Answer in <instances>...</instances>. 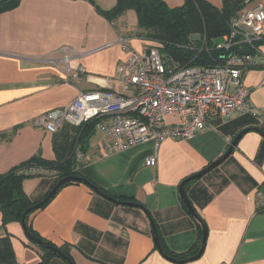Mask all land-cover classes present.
Returning <instances> with one entry per match:
<instances>
[{
    "label": "crops",
    "instance_id": "obj_1",
    "mask_svg": "<svg viewBox=\"0 0 264 264\" xmlns=\"http://www.w3.org/2000/svg\"><path fill=\"white\" fill-rule=\"evenodd\" d=\"M180 7L183 0H164ZM222 8V0H206ZM117 0H20L0 11V174L38 152L54 160L52 138L35 127L40 115L70 104L79 93L112 90L124 94L119 69L130 51L150 45L136 13L128 11L109 22L99 11L111 10ZM264 8V0H255ZM121 39L128 40L130 51ZM222 40V39H221ZM220 40V41H221ZM219 41V42H220ZM63 48L71 50L70 70H84L66 80ZM264 55V45L261 46ZM252 114L214 118L205 130L188 140L166 139L158 147L148 142L99 155L104 135L96 130L87 150L89 161L80 173L108 196L124 197L143 207L115 203L85 184L62 188L48 205L33 214L30 225L43 239L70 249L75 264H264V212L257 193L264 189V68L247 71ZM231 154L219 166L190 181L185 192L207 227L205 250L188 262L168 259L155 246L150 219L167 249L190 252L199 240L198 221L187 212L180 185L218 161L238 134ZM157 156L155 167L147 160ZM57 182L35 177L23 182L32 202L45 198ZM186 206V205H185ZM187 208V207H186ZM150 218V219H149ZM10 236L17 264H40L44 252L28 240L21 223L3 225L0 238ZM48 264H68L53 258Z\"/></svg>",
    "mask_w": 264,
    "mask_h": 264
},
{
    "label": "built area",
    "instance_id": "obj_2",
    "mask_svg": "<svg viewBox=\"0 0 264 264\" xmlns=\"http://www.w3.org/2000/svg\"><path fill=\"white\" fill-rule=\"evenodd\" d=\"M254 1H246L230 21L229 33L214 45L216 50L228 53L222 63L213 67L183 64L162 53L161 43L151 42L141 51H130L128 40L121 39L123 48L131 52L119 69L124 94L112 90L82 92L70 104L40 115L33 124L54 135L64 125L80 127L101 118L96 130L104 140L96 158H102L148 142L158 147L166 139L188 140L205 130L214 118L252 114L255 109L244 77L250 69L264 68L258 45L264 41V8ZM204 47L206 42L201 50ZM60 52V63L66 66L58 71L66 80L84 73L82 69L70 70L71 50L63 48ZM75 153L79 164L89 161L81 146ZM156 164V155L146 162L148 167ZM22 172L36 177L56 176L41 168ZM257 196L264 208V189Z\"/></svg>",
    "mask_w": 264,
    "mask_h": 264
},
{
    "label": "trees",
    "instance_id": "obj_3",
    "mask_svg": "<svg viewBox=\"0 0 264 264\" xmlns=\"http://www.w3.org/2000/svg\"><path fill=\"white\" fill-rule=\"evenodd\" d=\"M183 1L182 6L172 8L164 0H117L116 5L111 10H100L99 13L109 22H115L126 12L134 11L139 28L143 30L140 35L148 41L161 43L163 45L162 53L174 60L181 61L183 64L213 67L222 63V58L228 53L216 50L214 45H217L223 36L229 33L230 21L245 6L247 0H222V8H217L206 0ZM19 2L20 0H0V11L15 8ZM198 35L206 38V48L204 47L202 50L203 42L192 39ZM258 45H264V41L259 42ZM101 121V118L94 119L80 127L64 125L52 138L54 160H47L43 158L41 152H38L29 160L13 167L4 174H0V212L3 215L4 226L11 222L22 223L25 212L44 200L50 193L42 200L32 202L23 190V182L36 176L25 174L22 171L29 168H41L55 172L56 184L67 177L86 179L79 171L81 164L77 162L75 148L81 146L82 151L87 153L90 140L96 134L97 125ZM18 129L15 128V132L12 134L0 133V142L12 139ZM73 184L83 183L79 181L65 183L45 205L26 217L27 232L47 245L58 248L61 252L58 254L51 250L42 249L44 255L40 264H48L53 258H61L68 264H75L68 247L57 246L43 239L29 223L31 216L45 208L62 188ZM99 190L103 192L101 188ZM113 199L117 201L115 203L119 204L130 201L124 197H113ZM182 202L184 204L183 200ZM184 207L187 210L185 205ZM259 211L264 212V208H260ZM197 221L199 240L187 254L177 255L169 251L158 233L162 254L176 262H188L196 256L201 249L203 225L206 227L200 216ZM0 264H17L10 236L0 238Z\"/></svg>",
    "mask_w": 264,
    "mask_h": 264
},
{
    "label": "water",
    "instance_id": "obj_4",
    "mask_svg": "<svg viewBox=\"0 0 264 264\" xmlns=\"http://www.w3.org/2000/svg\"><path fill=\"white\" fill-rule=\"evenodd\" d=\"M241 53H246L249 54L248 51H243ZM247 132L243 131L240 134H238L236 136V138L231 142L230 147L228 148V151L216 162L212 163L211 165H209L205 170L201 171L200 173L187 178L186 180H184L181 185H180V196L182 198V200L184 201V204L186 205L187 209L189 210V212L191 213V215L196 219L199 220V216L197 214V212L195 211V209L193 208V206L191 205L189 199L187 198V194L185 192V186L192 180L198 179L200 177H202L203 175L207 174L208 172H210L211 170H213L214 168H216L217 166H219L226 158H228V156L231 154L233 148L238 144L240 138ZM69 181H79L87 186H89L95 193L103 196L104 198H107L108 200H111L113 202H117L114 201L113 197L108 196L107 194L101 192L99 190V188L97 186H95L94 184H92L91 182H89L88 180L84 179V178H72V177H67L64 178L62 180H60L54 187L53 189L50 191V193L48 194V196L42 200L41 202H39L38 204H36L35 206L31 207L30 209H28L25 214H24V218L22 220V226L25 230L26 236L28 238L29 241H31L32 243L36 244L37 246L44 248L46 250H51L55 253L61 254V252L59 251L58 248H55L53 246L47 245L46 243H44L43 241L31 236L27 230H26V217L32 213L33 211L40 209L43 205H45L46 202H48L51 197L60 189V187H62L65 183L69 182ZM127 206H132V207H136V208H141L143 209V207L139 204H135V203H131V202H127L124 203ZM150 219V218H149ZM151 222V226H152V232H153V237H154V242H155V246L157 248V250L159 252L162 253V249H161V245L159 242V238H158V233H157V229L156 226L154 224V222L152 221V219H150ZM206 240H207V228L205 227V225H203V236H202V242H201V249L199 251V253L194 256L193 258H191L189 261H193L198 259L199 257H201V255L203 254L204 250H205V244H206ZM69 261V260H68Z\"/></svg>",
    "mask_w": 264,
    "mask_h": 264
},
{
    "label": "rangeland",
    "instance_id": "obj_5",
    "mask_svg": "<svg viewBox=\"0 0 264 264\" xmlns=\"http://www.w3.org/2000/svg\"><path fill=\"white\" fill-rule=\"evenodd\" d=\"M194 41L195 40H199V42H205V36H201V35H198V36H195V38H192ZM52 136L51 134L48 135V137Z\"/></svg>",
    "mask_w": 264,
    "mask_h": 264
}]
</instances>
